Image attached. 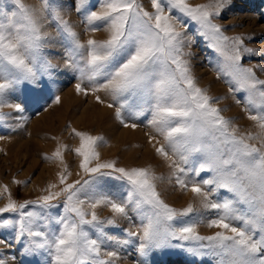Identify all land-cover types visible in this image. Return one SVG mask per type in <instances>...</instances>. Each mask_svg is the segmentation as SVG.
<instances>
[{
	"label": "snow or ice",
	"instance_id": "1",
	"mask_svg": "<svg viewBox=\"0 0 264 264\" xmlns=\"http://www.w3.org/2000/svg\"><path fill=\"white\" fill-rule=\"evenodd\" d=\"M10 2L14 10L6 9L0 0V109L7 106L20 111V104H6V93L15 84L35 83L38 74L51 75L55 66L45 59L43 49L55 39L44 31L53 24L57 35L70 45L65 65L78 72L76 92L85 96L105 93L108 99L96 95V102L114 109L125 128L140 126L125 119L126 112L141 123L147 120L155 133L148 135L150 144L155 141V154L169 162L181 189L190 190L203 208L215 213L206 226L218 229L200 235L197 223L186 219L195 211L194 205L177 210L167 204L157 187L162 177L151 167L101 160L97 148L105 142L103 137L73 129L79 139L73 149L79 158L78 178L68 182L62 172L59 190L52 191L56 185H49L46 195L22 203L9 196L0 207V226H17V242L23 245L24 254L44 251L50 264H115L118 253L104 249L105 240L131 241L119 240L104 229L118 228L117 217L132 219V205L140 224L136 231H123L137 239L141 256L179 248L193 258L192 264H264V79L256 75L258 65L243 63L245 56L259 53L243 46L241 36L225 35L214 22L229 0L195 6L188 0H151V12L139 0H77L75 11L85 13L86 31L96 32L103 26L108 33L106 39L90 37L84 42L51 0H42L40 8L22 0ZM97 7L99 11L94 10ZM191 24L221 58L213 69L217 78H226L229 92L245 94V111L258 125V133L240 132L231 119L221 115L214 98L197 86L190 60L185 58L191 53L184 51ZM84 81L91 86L86 87ZM13 118L12 113L0 111V125ZM52 156L63 163L60 148ZM190 173L194 179L181 178ZM113 187L123 188L125 197L107 194ZM58 198H63L62 204L52 203ZM101 205L110 208L111 218L97 216L95 209ZM53 208L62 211L53 216ZM7 213L16 219L5 218ZM41 220L47 231L41 230ZM53 222L59 227L52 228ZM0 264H6L2 253Z\"/></svg>",
	"mask_w": 264,
	"mask_h": 264
},
{
	"label": "rangeland",
	"instance_id": "2",
	"mask_svg": "<svg viewBox=\"0 0 264 264\" xmlns=\"http://www.w3.org/2000/svg\"><path fill=\"white\" fill-rule=\"evenodd\" d=\"M22 2L35 8L42 6V0ZM76 2L77 0H51L52 7L69 22L81 42L90 37L97 40L106 39L108 33L103 26L96 32L86 31L85 13L77 14ZM139 2L145 10L153 11L151 0ZM209 2L210 0H188L193 6ZM3 4L6 9L14 10L10 0H3ZM85 9L87 11V5ZM94 10L100 9L97 7ZM214 22L221 25L225 35L241 36L244 38L243 46L259 53L251 57L245 56L243 63L245 66L258 65L254 69L256 75L264 79V0H229L221 17ZM177 30L183 31L179 27ZM44 31L55 37L43 49L45 59L55 66L51 75L38 74L35 83L25 81L15 84L6 93V104H20V111L7 106L0 109L4 113L14 115V118L9 119L5 125H0V207L8 202L9 196L15 202L22 203L25 200L35 201L38 197L46 195L49 185H56L52 191L59 190V174L62 172L67 176L68 182L78 178L76 172L79 158L73 149L78 147L79 139L73 134L75 129L103 137L105 142L97 148L101 160H116L119 166L151 167L157 176L162 177L157 182V187L167 204L177 210L186 208L190 203L194 205L195 211L186 219L197 223V232L200 235H211L218 231L206 226L208 219L215 216V213L203 208L190 190L181 189L172 176V170L168 167L169 162L155 154L153 147L155 141L152 144L148 142V135L155 133L147 126V120L141 123L126 112L125 119L140 126L136 129L125 128L116 119L114 109H108L96 102V95L107 100L105 93L89 92L87 96L83 93L78 94L75 89L78 72L65 65L66 49L70 45L64 37L57 35L53 24H48ZM197 31V26L191 24L184 44V51L191 53L185 58L190 60L191 74L197 86L205 89L207 94L214 98L215 106L222 110L221 115L231 119L240 132L258 133L260 131L258 125L247 117L243 100L245 94L229 92L226 78H217V72L213 69L221 58L209 47V42L203 36L197 35ZM249 37L251 39H248ZM84 84L86 87L91 86L88 81H84ZM56 97H59V102H56ZM238 99L241 100L239 104L236 102ZM57 148L61 149L63 163L52 156ZM65 164L68 166L67 172H64ZM68 172L71 175H68ZM181 178L192 180L194 174L190 173L187 177ZM5 188L7 192L4 191ZM107 194L119 199L126 195L123 188L115 187ZM62 199L53 200L52 203L62 204ZM85 210L92 211L87 207ZM61 211L62 208L51 210L53 216ZM95 211L101 220L113 216L110 208L104 205L98 206ZM3 215L5 218L16 219L11 213ZM129 215L132 219L116 218L118 228L106 226L104 229L119 240L131 241L129 244H117L105 240L104 249L118 253L115 264H192L193 258L179 248L150 251L148 255L141 256L137 251V239L127 237L123 231L124 229L136 231L140 224V217L132 205L129 206ZM44 223V220L40 221L41 230L47 231ZM51 227L59 226L53 222ZM89 232L95 237L94 230L89 229ZM0 240L5 241L4 244H0V253L3 254L6 264H50L48 254L44 251L35 255L24 254L23 245L17 242V226L14 224L0 226Z\"/></svg>",
	"mask_w": 264,
	"mask_h": 264
}]
</instances>
